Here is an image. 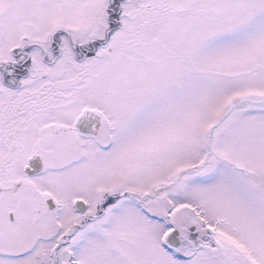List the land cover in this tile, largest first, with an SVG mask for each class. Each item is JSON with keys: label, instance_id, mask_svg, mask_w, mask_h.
<instances>
[{"label": "snow or ice", "instance_id": "obj_1", "mask_svg": "<svg viewBox=\"0 0 264 264\" xmlns=\"http://www.w3.org/2000/svg\"><path fill=\"white\" fill-rule=\"evenodd\" d=\"M0 264H264V0H0Z\"/></svg>", "mask_w": 264, "mask_h": 264}]
</instances>
